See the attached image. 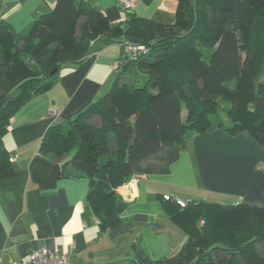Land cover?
Listing matches in <instances>:
<instances>
[{"label": "trees", "instance_id": "obj_1", "mask_svg": "<svg viewBox=\"0 0 264 264\" xmlns=\"http://www.w3.org/2000/svg\"><path fill=\"white\" fill-rule=\"evenodd\" d=\"M177 1L172 24L134 11L112 21L87 0H56L25 34L1 21L0 178L19 172L3 143L17 111L51 89L62 69L115 43L124 62L110 89L50 126L40 144L44 156L61 159V175L89 181L87 201L103 232L130 203L117 188L136 174L169 172L196 135L247 130L264 145V0ZM128 41L148 51L130 58ZM164 208L187 241L159 260L135 244L136 264H264V247L257 248L264 205L194 200L183 208L165 200Z\"/></svg>", "mask_w": 264, "mask_h": 264}, {"label": "crops", "instance_id": "obj_2", "mask_svg": "<svg viewBox=\"0 0 264 264\" xmlns=\"http://www.w3.org/2000/svg\"><path fill=\"white\" fill-rule=\"evenodd\" d=\"M87 1L110 20H121L120 0ZM55 3L0 0V22L25 34ZM177 4V0H132L126 11L172 24ZM120 55V44H110L91 61L62 69L51 89L14 115L3 143L19 172L0 178V264L18 262L42 248L66 252L71 257L67 264H136L135 244L153 260L174 256L187 234L166 213V194L187 203L264 205V145L247 130L233 135L216 129L189 140L169 172L136 174L132 183L120 186L117 191L130 203L117 225L101 230L87 201L89 181L61 175V159L44 156L40 144L50 126L64 122L110 89Z\"/></svg>", "mask_w": 264, "mask_h": 264}, {"label": "built area", "instance_id": "obj_3", "mask_svg": "<svg viewBox=\"0 0 264 264\" xmlns=\"http://www.w3.org/2000/svg\"><path fill=\"white\" fill-rule=\"evenodd\" d=\"M122 8L128 9L132 5V0H120ZM125 53H131L134 56L140 54L141 50H144L145 47L138 44H131L130 42L125 44ZM11 160L14 161L15 157H11ZM166 199H171L169 195H164ZM181 207H186L187 202L180 199H173ZM203 220L199 221V224L202 225ZM71 260V257L66 252L50 250L48 248H42L41 250L32 252L25 259H22L18 262H13L11 264H67Z\"/></svg>", "mask_w": 264, "mask_h": 264}, {"label": "rangeland", "instance_id": "obj_4", "mask_svg": "<svg viewBox=\"0 0 264 264\" xmlns=\"http://www.w3.org/2000/svg\"><path fill=\"white\" fill-rule=\"evenodd\" d=\"M126 14H127V11H126V9L125 8H123V9H121V14H120V16H121V20H122V18L124 19V17H126ZM129 42V41H128ZM130 43L131 44H138V45H142V46H144L145 47V49L144 50H141V52L142 53H145V52H147L148 51V48L144 45V44H140V43H137V42H133V41H130ZM120 50V49H119ZM123 52L125 53L126 52V50H125V48L123 49ZM130 58H136V56H134V55H132L131 53H126ZM139 55V54H138ZM123 60L121 59V58H119L118 60H116L115 61V64H114V68H115V73L117 74V72L119 71V69H121V66L123 65ZM131 67H133L132 65L130 66V68ZM115 77H116V75H115ZM260 79L261 80H263L264 81V66H263V68H262V73H261V75H260ZM186 108L183 106V110H182V114H183V118L185 119L186 118ZM95 117L93 118L94 119V121L96 122V121H99V116L96 114V115H94ZM64 122H66V120L64 121ZM12 157V156H11ZM11 157H10V160H11ZM157 160V159H156ZM12 161V160H11ZM15 161V160H14ZM13 161V162H14ZM136 178V176H133L130 180H129V182H127L126 184H124V185H127V184H129V183H132L133 181H134V179ZM120 187V186H119ZM118 187V188H119ZM117 188V189H118ZM118 192V191H117ZM121 194V193H120ZM166 195H168V194H166ZM170 196V195H169ZM173 198V197H172ZM172 198L171 199H166L165 197H164V199L165 200H169V201H175V200H172ZM174 199V198H173ZM176 202V201H175ZM179 205V204H178ZM180 206V205H179ZM264 247V244L263 243H259L258 245H257V248H258V250H262V248Z\"/></svg>", "mask_w": 264, "mask_h": 264}, {"label": "water", "instance_id": "obj_5", "mask_svg": "<svg viewBox=\"0 0 264 264\" xmlns=\"http://www.w3.org/2000/svg\"><path fill=\"white\" fill-rule=\"evenodd\" d=\"M56 71V69L52 70L51 74H53Z\"/></svg>", "mask_w": 264, "mask_h": 264}]
</instances>
